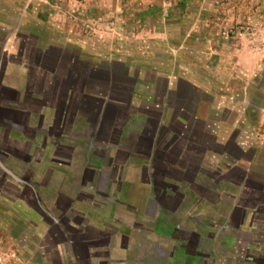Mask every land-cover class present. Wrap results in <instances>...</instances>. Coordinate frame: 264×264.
<instances>
[{"label": "rangeland", "instance_id": "374dc122", "mask_svg": "<svg viewBox=\"0 0 264 264\" xmlns=\"http://www.w3.org/2000/svg\"><path fill=\"white\" fill-rule=\"evenodd\" d=\"M0 10L8 22L0 28V57L3 58L0 66L13 60L9 55L30 59L31 51L26 50L33 47V42L69 50L60 51V55L59 51L55 53L65 62L80 59L92 66L94 71L88 69L86 74L88 84L94 85L91 88L97 91L100 78H105L111 70L116 82H121L119 84L134 81L136 87L142 86L140 91L136 88V97L132 98L138 105L130 108L135 115L146 117L149 110L146 111L145 106H159L154 112L166 113L165 126L169 127V120L178 111L179 126L182 129L191 127L190 134H201L200 141L204 138L202 134L210 133V127L217 143H226L228 138L231 142L226 147H231L234 141L244 149L242 154L236 151V156L231 155L230 159L219 155L221 149L209 140L202 147L212 152H206L208 157L204 156L199 168L183 169L178 167L180 157L171 153L176 164L169 165L174 168L155 169L156 184L153 186L163 188L157 185L163 177V183L169 188L161 189L162 192L175 195L176 199L179 193H184L186 199L182 205L187 209L200 198L212 203L213 209L228 208L238 201L242 206L247 200L246 209L255 232L244 230L247 235H243L235 231L237 216L223 222L218 218L215 221L206 219L202 221L204 224L191 216V223L199 225L204 231L203 237L211 241L209 263L264 264V235L261 234L264 222L257 219L264 217V206L238 193L235 183L239 174L231 168L225 169L238 163H253L264 168V0H0ZM26 18L36 21L31 31L19 28ZM43 33L53 41L23 38ZM33 57L35 59L36 55ZM166 85L174 88L170 95L166 93ZM90 92L94 93L92 89ZM13 138L5 143L0 137V147L9 157L5 162L0 159V166L12 173L5 181L0 177V264H44L46 261L76 264L72 258L64 257L70 252L76 255L74 248L79 245L86 248L90 240L95 242L98 237L88 229V223L96 218L84 219L83 214L88 205L102 201L100 195H92L100 192V183L90 179L100 180L103 173L108 172L109 181L101 189L103 197L108 196L119 187L110 182L113 170L103 171L91 161L86 176L92 174L93 177L85 182L83 167L49 164L47 153L40 156L31 152L32 159L25 164V151L21 150V145L13 143ZM186 143L193 142L188 138ZM183 151L182 161L198 163L185 157L200 158V154ZM222 151L227 152V149ZM63 155L60 153L59 157ZM97 170L103 171L99 177ZM128 170L136 178L142 175L141 169ZM79 175H82L81 180ZM25 179L30 183L24 184ZM149 190L153 188L149 186ZM191 190L202 196L191 197ZM205 190L211 194L205 196ZM201 191L203 193H199ZM79 193L91 194L94 199L91 201ZM63 194L75 198L77 210L73 215L63 213L67 205ZM37 198L40 205L35 204ZM174 200L168 203L171 210L175 208ZM106 206L103 208L105 214ZM168 218L169 233L163 235L179 240V245L187 243L190 231L183 229V225L189 224V220ZM140 219L142 221V217L138 220L137 216L136 223ZM214 224L217 228L210 230ZM146 237L147 233L142 230L133 235L138 245ZM255 245H258L257 250ZM58 256L63 257V262L60 263ZM202 264H207L204 259Z\"/></svg>", "mask_w": 264, "mask_h": 264}, {"label": "crops", "instance_id": "0c3cea01", "mask_svg": "<svg viewBox=\"0 0 264 264\" xmlns=\"http://www.w3.org/2000/svg\"><path fill=\"white\" fill-rule=\"evenodd\" d=\"M6 20L5 14L0 10V28L6 26L8 23ZM35 22L26 18L19 28L31 31L30 28ZM28 37L35 41L46 40L47 43L53 41L47 33L32 37L23 36L25 39ZM37 45L38 43L33 42V47L26 50L31 51L30 59H23L22 55L19 58L9 55L13 60L0 66V137L4 142L6 141L5 143L10 141V137H14L13 143L21 145V150L25 151L23 159L25 164L31 161V152L40 156L47 153L49 164L68 168L83 167L81 171L86 182V179L93 177L92 174L90 177L86 176V172L89 171L88 166L93 161L92 164L95 167L98 165L103 171L113 170V179L110 182L112 185H119L118 190L103 197L101 189L103 184L109 181L108 172L97 170L98 177L99 173H103L101 179H90L92 182L100 183V192L92 195H100L102 201L93 206L88 205L83 214L84 219L96 218L88 223V229L98 237L95 242L90 240L87 246L84 245L86 248L80 245L79 248H74L76 255L72 256L74 253L70 252L64 259L72 258L76 264H202L204 259L205 263L211 264L209 263L211 258L208 256L212 248L211 241L203 237L204 231L199 225L193 226L190 222L193 219L191 216L196 217L200 222L206 219L215 221L217 218L223 222L228 218L233 220L237 216L235 231L247 235L244 230H255L253 220L249 217L251 215L246 209L247 200L242 206L238 205L240 204L238 201L228 208L213 209L212 203L203 202L200 198L202 202L199 201L200 203L187 209L182 205L186 199L184 193H179L176 199L175 195L162 192L161 189L168 186L163 183V177L157 184L158 187L163 186V188L153 186L156 184L155 169L174 168L169 165L176 164V159L175 161L172 159L173 155L180 157L179 168H199V163L202 162L206 152H212V149L208 148L207 151L202 147V144L208 143L209 140L214 147L221 149L218 154L227 158L235 155L236 151L242 154L244 149L234 141L231 147H226L231 142L228 138L226 143H217L210 127L208 129L210 133L202 134L204 138L202 137L200 141L198 137L201 134L193 132L190 134L191 127L182 129V126H179L176 121L178 111L169 120V127L165 126L168 122L166 113L162 115L157 111L154 112L159 106H145V110H149L146 117L135 115L130 108L132 105L134 107L138 105L133 103L132 98L136 97L135 90L140 91L142 86L136 87L134 81L132 84H119L121 82H116L114 72L111 70L107 71L105 78L104 76L100 78L101 85L97 91L91 88L94 85L88 84L89 77L86 73L88 69L90 72L94 71L92 66L80 59L65 62L64 58H59L60 51L69 50ZM23 49L24 46L21 45L20 50ZM55 51H59L58 56ZM34 55H36L35 59ZM1 59L3 58L0 57ZM166 88V93L170 95L174 88L170 89L168 86ZM91 89L94 93L90 92ZM148 102L143 101L146 104ZM164 106L163 104V108ZM193 114L196 115V111ZM166 138H169V141ZM188 138L193 143H186ZM184 149L187 153L200 154L201 159L197 156L185 157L190 162L195 160L198 163L193 165L182 161ZM222 149H227V152ZM18 151L15 149V152ZM87 152H91L89 157L86 155ZM5 153L3 162L9 159ZM60 153L64 154L63 157H59ZM171 153L173 155L170 157ZM204 162L207 163L208 159ZM130 168L141 169L142 175L136 178L128 170ZM229 168L239 174L236 178L235 190L245 198L248 197L250 201H256L264 206V168L253 163L250 165L238 163L232 167H225L227 171ZM120 173L122 177L119 176ZM82 175H79L80 180ZM140 183L142 186L138 185ZM207 184L210 186L209 183ZM217 185L218 183L215 184ZM149 186L153 188L152 191L149 190ZM175 186L176 190L177 184ZM79 194L91 201L94 199L90 197L91 194ZM208 194H211V191L205 190L204 195L208 196ZM198 195L202 196L194 190L190 191L191 197ZM62 197L67 202L63 213L73 215V211L77 210L75 198L64 194ZM173 200L175 208L171 210L168 203ZM203 203L206 205L202 206ZM105 206L106 214L103 212ZM123 215L124 219L121 218ZM137 216L138 220L142 217L139 224L135 221ZM166 217H183L189 220V224L183 225V229L190 231L187 243L179 245V240H172L163 235L169 233L171 226L167 222L169 218ZM257 219L264 222V217ZM208 221H206L207 225ZM216 228L215 224L210 226V230ZM137 230L147 233L146 240L139 245L133 239ZM192 231H196L197 234ZM172 232L174 233V228H171ZM261 234L264 235V232ZM254 247L257 250L258 245ZM210 254L213 255V251ZM58 259L60 263L63 262L62 256H58ZM44 264L49 262L46 261Z\"/></svg>", "mask_w": 264, "mask_h": 264}, {"label": "trees", "instance_id": "16d2710c", "mask_svg": "<svg viewBox=\"0 0 264 264\" xmlns=\"http://www.w3.org/2000/svg\"><path fill=\"white\" fill-rule=\"evenodd\" d=\"M1 159V158H0ZM12 175V173L8 170V169H6L5 167H1L0 166V177H3V180L2 181H5V179L6 178H8L9 176H11ZM22 182H24V184H26V183H30V182H28L27 181V179H25V181H22ZM165 188H169L168 186L167 187H165ZM35 204H39L40 205V200H39V198H37L36 199V203ZM38 211H41V209H37ZM45 214V213H44Z\"/></svg>", "mask_w": 264, "mask_h": 264}, {"label": "flooded vegetation", "instance_id": "af4514ba", "mask_svg": "<svg viewBox=\"0 0 264 264\" xmlns=\"http://www.w3.org/2000/svg\"><path fill=\"white\" fill-rule=\"evenodd\" d=\"M0 158L3 159L4 158V152H3V148L1 149L0 147ZM192 220H190L191 222Z\"/></svg>", "mask_w": 264, "mask_h": 264}]
</instances>
